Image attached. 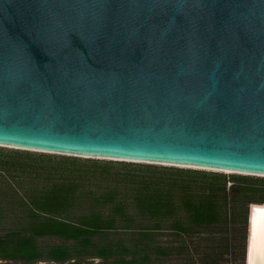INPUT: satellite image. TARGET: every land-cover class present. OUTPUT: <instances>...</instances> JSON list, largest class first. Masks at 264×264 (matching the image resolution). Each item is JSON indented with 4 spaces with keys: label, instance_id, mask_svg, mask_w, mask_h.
Returning a JSON list of instances; mask_svg holds the SVG:
<instances>
[{
    "label": "water",
    "instance_id": "obj_1",
    "mask_svg": "<svg viewBox=\"0 0 264 264\" xmlns=\"http://www.w3.org/2000/svg\"><path fill=\"white\" fill-rule=\"evenodd\" d=\"M0 147L264 178V0H0Z\"/></svg>",
    "mask_w": 264,
    "mask_h": 264
},
{
    "label": "rangeland",
    "instance_id": "obj_2",
    "mask_svg": "<svg viewBox=\"0 0 264 264\" xmlns=\"http://www.w3.org/2000/svg\"><path fill=\"white\" fill-rule=\"evenodd\" d=\"M182 171L173 175L177 179V192L186 189L194 195L213 192L220 194L225 186L229 192L230 201L226 207L231 222H219L210 225L212 231L199 233H176L169 230L171 222L163 223V230L154 233L151 248V264H245V249L247 244V210L250 202L264 201V178L242 174L214 172L203 169H187L171 166H157L68 157L56 154L31 152L0 147V238L7 234L19 232L29 236L26 230V209L22 206L24 196H34L40 191L60 180L74 179L83 188L98 191L103 187H118L124 193L127 189L138 187V182L146 180L149 171ZM219 176L220 178H214ZM150 177V176H149ZM133 182L130 184L129 182ZM179 189V190H178ZM219 199V198H217ZM219 205L222 201L218 200ZM87 205V204H86ZM85 204L76 207L70 216L77 220L89 210ZM96 210L108 212V207L102 204L95 206ZM132 210V209H130ZM133 211V210H132ZM144 226H153L154 222L138 218ZM185 226L190 222L184 221ZM197 229V228H196ZM139 235L134 231L112 230L99 232L93 236V243L109 245L119 249L128 248L127 259H136L133 264L141 263L145 252L138 245ZM39 250L46 251L53 245H67L76 259L92 257L91 254H80L81 245L74 241H64L55 236L36 238ZM156 246L165 248L167 255L157 254ZM86 249L85 251H89ZM93 250V249H91ZM94 252V251H92ZM41 261H49L43 257ZM95 257L93 264H99ZM16 264V263H15ZM257 264H264L258 260Z\"/></svg>",
    "mask_w": 264,
    "mask_h": 264
},
{
    "label": "trees",
    "instance_id": "obj_3",
    "mask_svg": "<svg viewBox=\"0 0 264 264\" xmlns=\"http://www.w3.org/2000/svg\"><path fill=\"white\" fill-rule=\"evenodd\" d=\"M149 172L150 177L138 182L137 188L131 190L126 188L124 193L120 188L110 186L98 191H88L76 180L71 179L54 182L34 196H24L22 206L27 214L26 230L31 234L26 236L13 232L0 238V256L26 261L43 257L55 261L71 259L74 255L67 245H53L46 251L39 250L36 238L55 236L64 241L79 243L82 249L78 253L105 259L103 264H133L136 259L126 258V253L130 252L126 246H120L115 250L109 245L93 243V236L96 233L121 229L138 233L137 244L141 245L145 252L141 263L151 264L152 252L146 251L151 248L154 233L164 229L163 223L171 222L167 229L176 233H199L212 231L210 225L223 221L231 222L226 209L231 203L228 201L230 189L228 192L223 186L219 195L213 192L194 195L183 188L177 192L178 180L171 176L180 175L182 171ZM217 198L222 201L221 205ZM84 204H87L89 210L74 220L70 213ZM97 204L106 205L109 211L96 210ZM251 204L263 205L264 201L250 202ZM137 217L142 221L149 219L154 225L144 226ZM184 221L190 222V225L185 226ZM86 249L90 250L85 251ZM155 250L160 255L168 254L167 250L160 246H156Z\"/></svg>",
    "mask_w": 264,
    "mask_h": 264
},
{
    "label": "bare ground",
    "instance_id": "obj_4",
    "mask_svg": "<svg viewBox=\"0 0 264 264\" xmlns=\"http://www.w3.org/2000/svg\"><path fill=\"white\" fill-rule=\"evenodd\" d=\"M186 168V167H185ZM201 169V168H196ZM210 170L211 169H203ZM224 173L237 174L229 171H224ZM251 208L258 207L260 210H264L263 205L251 204ZM263 208V209H262ZM253 261L257 262L259 259L264 261V211L258 212L254 217V233H253Z\"/></svg>",
    "mask_w": 264,
    "mask_h": 264
},
{
    "label": "flooded vegetation",
    "instance_id": "obj_5",
    "mask_svg": "<svg viewBox=\"0 0 264 264\" xmlns=\"http://www.w3.org/2000/svg\"><path fill=\"white\" fill-rule=\"evenodd\" d=\"M100 259L99 264H103L105 259L99 258ZM95 257H86L84 259H76V257H72L71 259L64 260V261H55L48 259L49 261H41L40 259L32 260V261H26L20 258L17 259H9L5 257L0 256V264H93L92 262L94 261ZM83 262V263H82Z\"/></svg>",
    "mask_w": 264,
    "mask_h": 264
}]
</instances>
